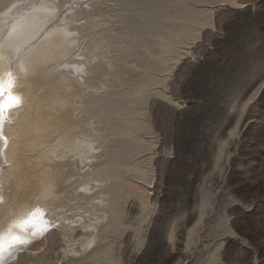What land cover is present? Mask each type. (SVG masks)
Segmentation results:
<instances>
[{
	"label": "rangeland",
	"instance_id": "rangeland-1",
	"mask_svg": "<svg viewBox=\"0 0 264 264\" xmlns=\"http://www.w3.org/2000/svg\"><path fill=\"white\" fill-rule=\"evenodd\" d=\"M95 2V7L85 4L77 16L82 27L76 36L91 49L86 58L101 69L84 73L86 83L74 81L77 91L87 86L92 87L88 91L105 90V101L85 100L86 112L78 114L77 123L67 120V129L79 134L90 126L84 115L88 122L100 118L94 126L102 130L104 144L92 166L95 172L81 173L75 157L77 163L66 162L63 175L67 178L76 168L97 190L75 201V191L81 190L75 183L53 194L54 203L25 198L27 157L16 156L13 178L22 182L13 187L16 200L10 204L17 205L16 211L59 209L65 225L45 221L44 212L43 235L8 260L264 264V0ZM15 12L9 19L17 17ZM7 61L12 58L0 55V82L10 77L9 91L20 102L8 109L6 128L12 134L2 140L15 144L29 133L21 115L30 109L32 117L41 118L56 95L50 87L33 94L38 86L30 81L19 88L23 74L16 80L15 64ZM36 69L29 68L28 77L38 76ZM63 98L74 100L75 92ZM39 121L43 125L46 119ZM94 202L99 204L91 206ZM91 212L106 215L111 228L95 248L84 249L81 242L91 235L79 220L94 217Z\"/></svg>",
	"mask_w": 264,
	"mask_h": 264
},
{
	"label": "bare ground",
	"instance_id": "bare-ground-1",
	"mask_svg": "<svg viewBox=\"0 0 264 264\" xmlns=\"http://www.w3.org/2000/svg\"><path fill=\"white\" fill-rule=\"evenodd\" d=\"M64 1L65 0H0V17L2 16V19L0 18V55L4 58H12V61H7V64L14 62L13 64L15 65H13V67H16L15 70L16 73H18L16 74V80L18 79L17 76L21 78L19 74H23L24 78H22L21 82L23 85H19L18 87H23L25 82L30 81L33 83V87L38 86L35 88L36 90L33 94H35V92L44 93V89L50 87L54 90L52 94L56 95L53 104L44 110V115L42 113L41 118L32 117L30 109L28 113L26 112L21 115L23 123L29 127V133H22L19 139L15 141V144L12 142L11 144H7V142L5 143V141L2 140L6 136L12 134V131L6 128L7 125H9L6 116L10 111L7 110L3 119L0 120V216L10 212L6 221H0L1 230L5 229L14 219L30 211L28 209L24 210V208L20 211H16L15 208L17 205L13 206L10 204V202L14 203L16 200L13 187H19L20 182H22L21 179L18 181L14 179V172H12V169H14L12 168V164L16 163L13 162V159L15 160L16 156L19 160L27 157L26 161L28 167L24 173V181L25 184H27L29 193L26 194L27 197L25 198L42 197L47 200H52L51 197L53 194L62 189L68 190L72 188L71 186L75 183L81 186V190L77 189L75 191L76 196L73 199L75 201L79 200L81 197H90L97 190V186L91 182V179H88L89 176L87 178V175L80 174L76 168H71L72 170L70 171L72 172L67 178L63 175V167L66 162H73L76 164L77 161L80 164L81 173L89 171L93 173L94 168H92V166H94V162L99 159L98 153L101 152L99 149L104 144V134L102 130L94 126L102 122L100 118L95 117V122H88L87 116L84 115L82 120L90 126L83 128L82 131L80 130L79 134L72 133L67 129V120L71 118L70 121L72 123H77L78 119L81 120V117L77 118L78 114L86 112L83 107L85 100H91L93 102L105 101V90L100 91L101 89L97 88L94 89V91H88L92 87L87 86L83 91H79V89L77 91L75 89L77 85L76 82L78 81H74L77 78L80 80L79 82L83 81V83H86L84 73L90 75L92 72L96 73L101 69V66L99 67L97 64L93 65L94 63L86 58L89 56L88 53L91 49L87 48L85 40L82 39L80 41L81 38L76 36L79 33V29L82 27L77 16L83 12L85 4L86 6L95 7L97 3L95 0H93V4L89 2L91 0L82 2L81 0ZM63 4H66V7L62 11ZM13 12H15L14 14L17 17L11 20L9 17ZM91 26L95 28V23H91ZM3 27L6 29L3 30ZM41 37H43V39L37 43ZM103 38H105V34H102L99 39L103 40ZM100 43L102 47H104L101 40ZM102 53H107V51H103ZM104 61L105 60H103V62ZM53 64L56 65V67L51 70L50 68ZM34 66H37L36 70L40 72L39 75H31L28 77L27 74L31 73L29 68ZM104 66L106 68V65ZM21 68H23V71H19ZM47 69H50L47 72L49 75L45 77L44 71ZM1 77L3 76H0V79L3 80ZM70 83L72 86L68 85ZM56 91H60L61 93ZM74 92V100L71 99L68 101L67 99H70V97L67 99L63 98ZM75 105H77V107H75ZM72 107L74 110L76 109V111L80 110V112H76L72 115ZM176 111L178 112L177 108L175 109V112ZM98 113H102V111L99 110ZM5 117L6 119H4ZM43 118L46 119L43 125L40 124V121L38 124L36 123L38 119H41L42 123ZM69 142H71V146L66 147L65 145ZM9 144L10 147H8ZM59 154H61V156ZM75 157H77V161L74 159ZM90 183H92V185ZM19 189L20 188H18L17 191H19ZM17 197L19 198V195ZM2 198L3 200L1 201ZM52 203H54V201ZM70 203H68L69 206L74 202L70 201ZM94 204H91V206L96 207L99 203L97 202L95 205ZM102 206H104V204ZM46 209L47 208L39 209V211L44 214L43 216H45L44 212H46L47 216L45 221H47L48 218L52 220L50 222L53 224L56 222L64 224L65 220H62V214L59 209L57 210L55 208L56 210L53 211L51 208V211ZM50 214L52 215L51 217H49ZM91 214H94V217L91 218L87 216V219H85V217L79 220L84 232L90 233L91 235V238L89 236L90 239L83 238L81 246L84 249L95 248L100 241L105 239L107 234H109L108 231H110V226L106 223V215L100 216L94 212H91ZM74 226L67 225L66 228L75 230ZM20 248L21 246H18L16 250L14 249L8 254V257ZM70 251H74V248H70ZM180 264H187V261Z\"/></svg>",
	"mask_w": 264,
	"mask_h": 264
},
{
	"label": "clouds",
	"instance_id": "clouds-1",
	"mask_svg": "<svg viewBox=\"0 0 264 264\" xmlns=\"http://www.w3.org/2000/svg\"><path fill=\"white\" fill-rule=\"evenodd\" d=\"M10 81L9 77L7 81L0 82V120L8 109L18 104V97L9 91ZM44 231L45 221L39 210H30L11 221L5 229L0 230V264H11V260L7 259L8 254L18 246L30 244L34 238L42 236Z\"/></svg>",
	"mask_w": 264,
	"mask_h": 264
},
{
	"label": "snow or ice",
	"instance_id": "snow-or-ice-1",
	"mask_svg": "<svg viewBox=\"0 0 264 264\" xmlns=\"http://www.w3.org/2000/svg\"><path fill=\"white\" fill-rule=\"evenodd\" d=\"M10 75H11V74H9V76H10ZM10 83H11V86H12V81H10ZM17 99H18V104H19V101H20V100H19V98H17Z\"/></svg>",
	"mask_w": 264,
	"mask_h": 264
}]
</instances>
